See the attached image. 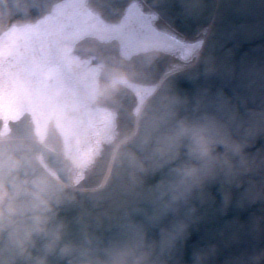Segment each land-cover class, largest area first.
Instances as JSON below:
<instances>
[{
    "label": "clouds",
    "instance_id": "9594fccd",
    "mask_svg": "<svg viewBox=\"0 0 264 264\" xmlns=\"http://www.w3.org/2000/svg\"><path fill=\"white\" fill-rule=\"evenodd\" d=\"M100 68L95 98L118 115L123 86L143 69ZM177 71L194 89L167 82L141 98L133 128L113 145L108 195L124 211L107 227L64 214L79 202L72 171L96 161L78 168L55 153L41 158L26 130L0 137V264H218L222 249L241 244L250 246L223 264H264V69L238 71L209 52ZM202 77L240 83L230 94L198 84ZM258 203L259 212L226 220L213 232L219 242L194 244L186 259L195 225Z\"/></svg>",
    "mask_w": 264,
    "mask_h": 264
},
{
    "label": "water",
    "instance_id": "95a60500",
    "mask_svg": "<svg viewBox=\"0 0 264 264\" xmlns=\"http://www.w3.org/2000/svg\"><path fill=\"white\" fill-rule=\"evenodd\" d=\"M60 0H0V22L5 16H12L23 20L35 19L45 13L48 7ZM109 20H118L123 8L129 0H94ZM151 8L181 33L193 37L204 27L213 22V26L205 44L202 56L211 52L218 61H227L235 64L239 71L241 66L264 69V0H145ZM166 59V58H164ZM159 56H143L135 59L132 64L139 65L143 70L136 75L134 80L151 82L158 79L165 68V62ZM114 65L115 63H110ZM116 64H126L124 61ZM203 67V64L199 65ZM167 82H175L181 89L192 90L195 85L187 80L183 73H177ZM164 83V84H165ZM202 86H210L213 89L225 87L231 94L233 88L238 87L240 81L226 82L221 79L206 80L203 77L197 82ZM131 94L122 92L123 107L120 109L125 118V124L133 128L131 113L128 106L133 100ZM129 102V104L127 103ZM127 107V108H126ZM38 150H42L44 156L55 153L58 159L64 160L61 155L44 147L39 142L33 141ZM264 143V140L261 141ZM56 150H60L58 145ZM38 151V153H39ZM106 167L101 169L102 173ZM113 171V169H112ZM110 175L107 185L96 193L81 192L79 202L64 210L69 217L83 215L85 220L92 225L100 224L107 227L112 218L124 211L120 198L109 196L111 191ZM93 185L84 184L82 187ZM103 197V198H100ZM219 199V197H218ZM261 204H256L246 211L231 209L227 216H217L212 219L202 220L193 227V235L188 242L186 259H190L192 246L196 243L219 242L220 238L213 232L223 226L226 220L239 215L242 220H247L253 212H259ZM248 244L233 246L230 249H222L218 264H223L228 255L238 254L249 247Z\"/></svg>",
    "mask_w": 264,
    "mask_h": 264
},
{
    "label": "flooded vegetation",
    "instance_id": "af4514ba",
    "mask_svg": "<svg viewBox=\"0 0 264 264\" xmlns=\"http://www.w3.org/2000/svg\"><path fill=\"white\" fill-rule=\"evenodd\" d=\"M85 10L91 11L87 6ZM91 12L97 15V12ZM141 12L145 13L143 9ZM84 29L86 28H83L82 36L77 40L70 42L68 33L62 34L61 39L59 36L55 38L61 40L57 43L35 42L31 53L27 50L23 51V56L32 65L17 72V80L23 84L24 79L30 76L32 81L34 79V85L31 86L28 100H22L19 102L20 106L14 108V116L8 124L11 121L24 123L27 120L33 126L34 133L44 139H48L52 128H55L63 142L69 141L70 144H74L77 141L74 133L77 132V138L81 139V130L86 127L85 122H88L89 130L82 140L96 142L103 146L113 141V126L110 127V124L115 115L110 107H105L103 111L102 103L95 98L94 85L100 76L102 62L97 56L88 54L87 50L76 51L74 48V45L83 39L111 44L112 42L103 38L112 34V29L103 32V34L106 33L105 36L90 32L92 30L90 27ZM161 38L164 39L167 36L163 35ZM120 49L119 55L130 58L139 53L142 48L122 46ZM117 55L118 52L115 49L114 58ZM54 76L57 79L55 83L52 82ZM124 86L131 89L139 99L146 97L153 89V86L132 81ZM0 116L5 119L3 112H0ZM96 158L97 156H94L93 159Z\"/></svg>",
    "mask_w": 264,
    "mask_h": 264
},
{
    "label": "rangeland",
    "instance_id": "374dc122",
    "mask_svg": "<svg viewBox=\"0 0 264 264\" xmlns=\"http://www.w3.org/2000/svg\"><path fill=\"white\" fill-rule=\"evenodd\" d=\"M85 3L86 1L84 0L66 1L56 6L52 14L46 19L34 25V27H38L37 29L31 30L27 25L24 26L25 29L18 31L14 29V27L8 26L7 30L0 37V112H3L8 120H11V117L14 116L13 110L15 107L18 108L20 106L19 102L25 99L28 100L31 94L30 89L32 88L31 86L34 85V79L32 81L31 77L27 76L26 80L24 79L23 84H21L17 80V72L32 65L31 62L27 61L23 56V51L27 50L28 53H31V48L34 47L35 42L44 43L51 41L57 43L61 41L60 39L62 37L60 36L67 33L69 41L71 42V40H77V38L82 36L84 27L86 29L90 27L92 29L90 32L96 35L103 34V32L112 29V34L105 36V33L102 35L105 36V38H103L104 40L110 42L116 40L120 46L124 48L141 47L144 51L155 48H163L168 51L172 50V52L173 50H181V54L178 57L179 60L175 63L187 64L199 54L205 40V36H202L191 41L183 39L179 41V43H175L170 36L171 39L158 38L154 28V18L142 14L139 3L133 4L134 8L131 11L130 9L127 11L126 16L119 24L111 26L98 18L94 13L86 11ZM58 36L60 39H55ZM197 42H200L199 46L194 48L191 52H188L186 48L184 50L181 49V47L183 48L185 45L196 44ZM73 68L75 67L73 66ZM56 81L57 79L54 76L52 82L55 83ZM151 93L152 90L148 95ZM113 124H115V121L112 118L110 127H112ZM85 125L86 127L81 130V139L77 138V132H75L74 136L77 141L74 144H70L69 141H64L63 146V154L66 160L72 161L78 168H87L92 161L96 160L93 159L94 156L100 157L102 155L105 147L103 144L82 140L89 130V123L85 122ZM3 135H8L7 130L3 132ZM98 164L99 163H95L93 166H97ZM85 176H87V174L83 171L78 174L72 171V178L75 184L82 181Z\"/></svg>",
    "mask_w": 264,
    "mask_h": 264
},
{
    "label": "bare ground",
    "instance_id": "6f19581e",
    "mask_svg": "<svg viewBox=\"0 0 264 264\" xmlns=\"http://www.w3.org/2000/svg\"><path fill=\"white\" fill-rule=\"evenodd\" d=\"M183 65H185V64H173L171 67H169L167 69V71L162 75L158 85H161L162 82L165 81L169 75L178 73L177 70L179 68H181ZM114 156H115V153L112 152V154L110 155V157L108 159V167H107V171H106L104 178H103V183L101 184V186L99 188H97L98 190L104 188L109 181V178L111 175V168L113 167L112 160L114 159Z\"/></svg>",
    "mask_w": 264,
    "mask_h": 264
},
{
    "label": "snow or ice",
    "instance_id": "6c2138e0",
    "mask_svg": "<svg viewBox=\"0 0 264 264\" xmlns=\"http://www.w3.org/2000/svg\"><path fill=\"white\" fill-rule=\"evenodd\" d=\"M200 42H197L196 44H191V45H185L186 49L188 52H191L194 48L199 46Z\"/></svg>",
    "mask_w": 264,
    "mask_h": 264
}]
</instances>
